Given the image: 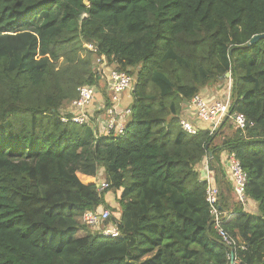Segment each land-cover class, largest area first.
Masks as SVG:
<instances>
[{
    "label": "trees",
    "instance_id": "trees-1",
    "mask_svg": "<svg viewBox=\"0 0 264 264\" xmlns=\"http://www.w3.org/2000/svg\"><path fill=\"white\" fill-rule=\"evenodd\" d=\"M84 1L0 0V264H228L197 171L210 153L234 215L225 228L247 246L244 264H264V38L251 44L264 0ZM84 43L136 79L120 135L62 122L84 85L111 107ZM229 73L246 129L227 118L213 135L204 123L187 134L186 105ZM223 153L241 162L258 214L233 199ZM100 168L116 239L80 223L105 205Z\"/></svg>",
    "mask_w": 264,
    "mask_h": 264
},
{
    "label": "built area",
    "instance_id": "built-area-1",
    "mask_svg": "<svg viewBox=\"0 0 264 264\" xmlns=\"http://www.w3.org/2000/svg\"><path fill=\"white\" fill-rule=\"evenodd\" d=\"M83 49V57L87 55V52L93 53L94 65L98 67V72L105 84V90L110 95L111 107L109 109L105 108V98L100 88L84 85L79 89L78 97L62 108V122L79 126L89 125L98 129L104 135H109L113 131L120 135L124 132L132 113L131 108L124 105L123 97L131 96L136 79L133 75L118 70L117 67H114L115 65H109L105 57L98 55V49L94 44L84 43ZM230 80L232 81L231 77ZM229 89L230 93L222 99L210 101L202 94H198L190 102V108L197 121L209 125L210 135L216 133L227 118L231 120V123L237 129L241 131L246 129V116L237 112L231 113L232 86ZM104 110L105 112H103ZM100 111L103 113H100ZM180 124L187 134L197 135L199 125L196 122L184 117ZM209 160L210 157L208 156L205 159L207 166ZM225 164L227 165L236 201L246 206L248 202L246 195L247 174L244 172L241 162L234 155L228 156ZM206 183V199L210 208L213 229L228 249V264H244L241 254L247 250V246L235 240L225 228V224L233 219L234 215L222 208L221 191L216 183L210 178L206 179ZM110 219L111 213L106 209L86 211L80 218L82 223L93 233L116 239L121 235L119 223L109 222Z\"/></svg>",
    "mask_w": 264,
    "mask_h": 264
},
{
    "label": "rangeland",
    "instance_id": "rangeland-1",
    "mask_svg": "<svg viewBox=\"0 0 264 264\" xmlns=\"http://www.w3.org/2000/svg\"><path fill=\"white\" fill-rule=\"evenodd\" d=\"M93 61L95 63V59ZM109 65L113 66V63L109 62ZM114 67H116V66H114ZM230 77L226 76V78L219 79V81H216L213 84H211V85H213L212 87L205 88L206 90L203 89V90H205L203 93H205L206 95H209V97H211V100L208 98L207 99L210 101H215V100L222 99L226 95H228L230 93L229 88L233 85V81L230 80ZM125 102L131 103L132 102V96H129V97L126 96L124 103ZM61 110H62V108H60V110H59L60 114H61ZM96 181L99 185H102V187L100 188V192H103V191L105 192V189L107 188V184H106V180H105L104 170L101 168L98 169V171L96 172ZM104 197H105V205L100 206L98 208V210L106 209V210L110 211V213L113 209L119 211L118 202L116 200V197L112 193H106V194H104ZM233 199H235V197ZM80 223H82L81 220H80ZM82 225H84V224L82 223ZM85 227H87V226H85ZM90 231L93 232L92 230H90ZM86 235H87V231H86V229H84V231L79 232L78 237H83Z\"/></svg>",
    "mask_w": 264,
    "mask_h": 264
},
{
    "label": "crops",
    "instance_id": "crops-1",
    "mask_svg": "<svg viewBox=\"0 0 264 264\" xmlns=\"http://www.w3.org/2000/svg\"><path fill=\"white\" fill-rule=\"evenodd\" d=\"M206 90V89H205ZM205 90H203L200 94H202L203 96H205L206 98L210 99L211 100V97H209V95H206L205 93H203ZM185 118H188L189 120H192L194 122H196V124L200 125V122L197 121L196 119V116L195 114L193 113V111L191 110L190 108V102L186 105L185 107ZM228 155L223 153L222 156H221V160H222V163L225 165V168H226V179L228 181H230L229 179V173H228V169H227V165L225 164V160L227 159ZM209 169V170H208ZM208 170V171H207ZM197 171L199 172V175H200V180L201 181H204L206 182V179L207 178H210L211 180H213L216 185L218 186V181H217V177H216V174L213 170H211L210 168V160H209V164L207 166V162L204 160L202 163H200L198 166H197ZM231 182V181H230ZM219 187V186H218ZM220 188V187H219ZM233 195H234V192H233ZM235 197V195H234ZM236 199V198H235ZM255 204V205H254ZM244 207V211L247 212V213H250V214H258V204L249 199L248 198V202H247V205L246 206H243Z\"/></svg>",
    "mask_w": 264,
    "mask_h": 264
},
{
    "label": "water",
    "instance_id": "water-1",
    "mask_svg": "<svg viewBox=\"0 0 264 264\" xmlns=\"http://www.w3.org/2000/svg\"><path fill=\"white\" fill-rule=\"evenodd\" d=\"M84 4L88 7V6H89V2H88V0H85V1H84ZM262 38H264V35H258V36H256V37H254V38L252 39V41H251V44H254L255 42H257L258 40H260V39H262ZM230 76H231V74L229 73V74L227 75V77H230ZM209 156L212 157V154L210 153ZM101 187H102V185H98V188H99V189H100Z\"/></svg>",
    "mask_w": 264,
    "mask_h": 264
}]
</instances>
